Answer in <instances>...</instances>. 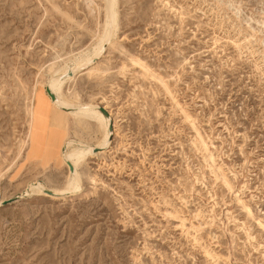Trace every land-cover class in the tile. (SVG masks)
<instances>
[{"label":"rangeland","instance_id":"obj_1","mask_svg":"<svg viewBox=\"0 0 264 264\" xmlns=\"http://www.w3.org/2000/svg\"><path fill=\"white\" fill-rule=\"evenodd\" d=\"M93 3L0 0V264H264V0H118L119 41L64 86L109 147L72 201L28 195L66 187L65 139L101 141L44 88L97 44Z\"/></svg>","mask_w":264,"mask_h":264},{"label":"bare ground","instance_id":"obj_2","mask_svg":"<svg viewBox=\"0 0 264 264\" xmlns=\"http://www.w3.org/2000/svg\"><path fill=\"white\" fill-rule=\"evenodd\" d=\"M89 3L94 4L93 0H89ZM103 5L104 23L102 34H98L99 37L97 44L92 48V50H90L86 54L71 60L68 65L64 66L62 69L57 71L44 85V88H46V95L49 98L48 103L54 109L60 110L64 115L67 116L79 118L82 120H88V124H90L91 126L94 125L95 127H97L96 129L102 131H100L102 133L101 141L98 142L95 147H92L89 144L83 143L81 141L77 142L70 139H65L60 151V160L68 168L69 171V181L66 187L63 190H47L43 185L39 183L32 184L30 186V190L28 191V195L29 193L47 194L48 198L52 201H72L73 198L77 194H79L81 190V178L79 174V168L88 159V157H95L105 153L104 150L109 147L111 135L115 133V130H111V128L113 129L112 114L105 107L99 108L92 104H84V106L80 104H75L71 102L68 98H66L64 95V86L68 82L74 80L77 76H81L86 72H89L91 70V68L89 67L93 65L95 60L99 59L102 56L104 48H106V46L108 45L113 46L115 42L119 41L117 38L118 0H103ZM94 9L95 8H93V10ZM47 89L53 96H55L56 101H52L51 97L47 92ZM40 109H42V107L38 110ZM102 110H105L109 116L107 117L102 112ZM95 151H99L100 153H96ZM216 178L219 179V175H216ZM221 180L228 189H231V186L224 175L221 176ZM68 193L71 194L68 195ZM4 202V200H0V205H2V203L4 204ZM242 207L245 213L248 216H251L250 209L245 205H242ZM259 226L264 229L263 225L259 224ZM194 241L198 242L196 238H194ZM205 254L208 257L212 256L210 252L206 250Z\"/></svg>","mask_w":264,"mask_h":264},{"label":"water","instance_id":"obj_3","mask_svg":"<svg viewBox=\"0 0 264 264\" xmlns=\"http://www.w3.org/2000/svg\"><path fill=\"white\" fill-rule=\"evenodd\" d=\"M47 92H48L49 96L51 97L52 101H56L55 96H53V95L50 93V91H49L48 89H47ZM102 112H103L107 117L109 116L108 113H107L105 110H102ZM111 130H113V129L111 128Z\"/></svg>","mask_w":264,"mask_h":264}]
</instances>
